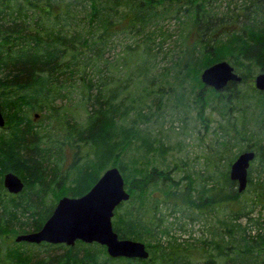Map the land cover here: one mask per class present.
<instances>
[{
    "label": "trees",
    "instance_id": "16d2710c",
    "mask_svg": "<svg viewBox=\"0 0 264 264\" xmlns=\"http://www.w3.org/2000/svg\"><path fill=\"white\" fill-rule=\"evenodd\" d=\"M221 1L226 0H0L5 117L0 127V264H264V218L251 217L256 206L264 208V91L252 82L264 72V0H228L220 9ZM170 21L175 29L166 25ZM173 36L171 65L152 73ZM117 45L120 53L104 56ZM221 60L242 80L215 90L202 83L200 74ZM159 76L177 103L184 104L185 87H190L192 105L187 107L205 125L206 108L223 119L215 130L219 148L206 160L216 165L226 159V170L210 185V176L198 184L187 168L175 179L170 170L177 164L157 165L169 146L143 122L151 114L145 98L162 95L153 89ZM133 79L143 84L135 99ZM72 97L85 111L84 123L67 114L68 105L56 102ZM31 115L45 122L35 125ZM57 124L64 126V140L47 137L46 126ZM64 143L87 151L79 157L74 153L62 170ZM244 150H253L255 157L246 188L238 192L229 168ZM253 161H258L255 175ZM110 166L119 169L129 193L114 210L113 230L120 238L143 242L146 258L110 257L96 242L77 240L68 246L12 240L40 229L61 196L84 194ZM7 171L23 180L20 192L3 186ZM222 206L228 211L210 237L189 241L170 234L173 226L185 231L186 224ZM33 246H57L62 252L37 259Z\"/></svg>",
    "mask_w": 264,
    "mask_h": 264
},
{
    "label": "rangeland",
    "instance_id": "374dc122",
    "mask_svg": "<svg viewBox=\"0 0 264 264\" xmlns=\"http://www.w3.org/2000/svg\"><path fill=\"white\" fill-rule=\"evenodd\" d=\"M227 1L228 0L221 1L219 3V8L221 9L226 6ZM166 25H168V28L170 30L175 29V26L177 27V25H175L173 21L168 22ZM174 38L175 36L167 41L162 47V50L165 53H163V56H165V58L163 59V61H160L159 65L154 66L152 73L156 71L160 72L162 70V66L171 65L169 58L171 56L173 44L172 40ZM118 53H120V47L117 45L109 51H106L104 56L112 59ZM111 70L112 73H114L112 68ZM172 73L173 71L171 69L168 70V75L166 76L168 80H171L170 74ZM163 78L165 77L159 76L153 88L157 92V94H159V96L160 94H162L160 99H154L156 98L154 97V95L148 96L147 98H145L146 104H144V107H146L145 111L150 112L151 114L149 115V119L143 122V126L145 125L146 127H148L152 136L161 138L164 144L166 146H169L168 151L165 153L163 159L160 157L156 158L158 160L157 165L159 167H165L167 165L174 166V164H177V166L179 167L178 169H176L175 171L170 170V176L175 179H178L182 175L186 174V172H184V169L187 168V172L194 177L195 181H197L198 184H201V179L210 176V179L208 181V185H210L213 180H217L219 178L218 174L220 170H226V159L218 161L216 165H214L212 162H207L208 160H206L208 156L210 158L213 157V149L219 148V145L215 141L217 135V132H215V130H217L216 128L218 124L223 122V119L220 118L216 113L209 112V108H206L205 113H207L208 120L206 121L207 125H205L204 122L201 121L196 115V111L191 107H187L189 105H192L193 94L190 91V87L186 85L185 89L187 95L182 100L184 104H180L176 102L174 97L175 94L169 89V84L164 81H160ZM171 84L173 87L175 86L174 83L171 82ZM142 86L143 84L141 79H133V82L130 86L131 91L134 92V95H132V99H135L136 94L138 95L142 92ZM160 91H162L163 93H160ZM151 98H153V102ZM65 101L66 100L64 99H59L56 102L58 104L68 105L70 112L67 111V114L69 115L72 113V119H75L78 123H84L85 111L83 107L78 104L76 98L72 97L70 101L67 100L66 103H64ZM187 103L189 105H187ZM31 117L33 118L32 115ZM132 119L133 114H130L128 120ZM33 122L35 123V125L41 126L45 121L44 118L39 120L38 117L33 118ZM46 128L48 130L47 137L49 139H54L56 137L60 140H64V126L57 124L55 125V128L47 126ZM0 131H3V129H0ZM178 142H181V145H178ZM86 151L87 148L83 147L75 148L73 151L64 143V163H60L62 164V170L69 167L73 160L72 158L74 153L76 154L75 157H79ZM183 162L186 163L183 164ZM257 164L258 161H253L251 163L250 167L253 169V175H255L254 173ZM227 211L228 208L226 206L215 208L209 213L206 212L205 214H203L205 217L186 224L185 231L179 230L178 228L175 229L173 226L171 228L172 231H170V234H174L179 238V240L187 239L189 241H194L197 239L208 238L211 236L210 230L212 226H215L216 229L218 226V219L224 218ZM197 215L200 216L202 214ZM258 216L260 218H264V208L260 205L256 206L251 213V217L258 218ZM168 220H171V217H169ZM241 223L246 224L247 220L243 218L241 219ZM12 240H14V238H12ZM32 252H34L35 258L44 259L49 254L54 255L57 253H61L62 248L54 246L48 249L45 247L33 246Z\"/></svg>",
    "mask_w": 264,
    "mask_h": 264
},
{
    "label": "water",
    "instance_id": "95a60500",
    "mask_svg": "<svg viewBox=\"0 0 264 264\" xmlns=\"http://www.w3.org/2000/svg\"><path fill=\"white\" fill-rule=\"evenodd\" d=\"M204 85L221 90L230 82H239L242 77L227 61L221 60L205 67L200 74ZM254 87L264 91V72L257 73L253 79ZM5 118L0 103V127ZM253 150L240 152L229 168V177L236 181L237 191L242 192L247 185L248 168L254 159ZM3 186L10 193L23 189V180L14 172L3 174ZM129 198L124 179L116 166L106 168L97 181L84 194L73 197L61 196L51 214L36 231L18 233L14 240L30 243H63L73 245L80 240L85 243L96 242L105 246L110 257L144 259L148 256L145 244L139 240L120 238L112 227L115 208Z\"/></svg>",
    "mask_w": 264,
    "mask_h": 264
}]
</instances>
